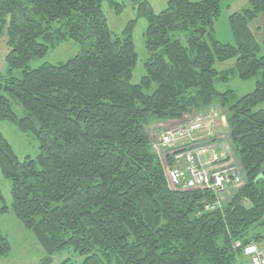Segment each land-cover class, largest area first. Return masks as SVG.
<instances>
[{"label": "trees", "instance_id": "obj_1", "mask_svg": "<svg viewBox=\"0 0 264 264\" xmlns=\"http://www.w3.org/2000/svg\"><path fill=\"white\" fill-rule=\"evenodd\" d=\"M104 2L122 8L114 0H0L9 70L24 69L21 78L0 72V119L35 133L41 149L20 160L0 131V169L12 183L15 215L42 245L44 264L66 249L85 264L244 263L234 244L264 243V109H254L264 101V53L249 26L264 0L231 15L235 45L214 35L222 0H168L160 13L140 2L150 52L140 84L131 82L137 20L125 38H114ZM67 40L81 50L66 63L29 68ZM232 58L233 67L215 68ZM236 76L257 78L253 92L217 90L216 79ZM152 81L158 87L147 94ZM213 103L224 109L246 184L223 210L206 211L209 191L169 188L148 128ZM10 249L0 233V257Z\"/></svg>", "mask_w": 264, "mask_h": 264}, {"label": "rangeland", "instance_id": "obj_2", "mask_svg": "<svg viewBox=\"0 0 264 264\" xmlns=\"http://www.w3.org/2000/svg\"><path fill=\"white\" fill-rule=\"evenodd\" d=\"M120 3L119 6L111 5L109 2H104L102 9L104 11L107 25L113 34V37L125 38V28L132 20H137L131 32L132 39L135 45L138 58L135 68L133 69L131 82L140 84L144 76L148 75L146 62L150 58V52L146 46V38L144 36L146 28L149 24L145 16H139V3L143 0H114ZM155 13H160L167 7L168 0H147ZM192 2H200L202 0H190ZM250 7V0H222L221 12L219 17L214 22V35L224 44H236L234 34L231 29L230 17L236 12H241ZM174 36L185 42V33L176 32ZM6 33L0 37V72L4 78L23 76V68H15L9 70V65L6 56L9 52ZM81 50L80 44L75 40H67L62 42L56 48H51L48 53L39 58L32 59L28 66L29 68H37L44 64H63L70 58L78 54ZM264 52V51H263ZM236 59H227L225 61H217L215 68L218 71H224L234 66ZM257 78L243 80L239 77H231L229 80L215 81V86L218 91L224 92L232 89L239 96L253 92L256 87ZM158 87L156 81L144 88V92L152 94ZM10 98L8 93L3 92ZM11 99V98H10ZM220 107V105H218ZM12 108L19 117L25 116V111L22 106L12 100ZM255 110L264 109V101L254 107ZM164 127L162 122H153L148 129L150 139L159 138L161 129ZM0 131L8 142L12 145L14 152L20 160L30 156L35 158L41 151L40 141L32 131H23L12 121L0 119ZM226 152L233 155L236 154L234 148L226 146ZM12 183L7 179L0 169V190L2 199H0V233L6 235L10 242V252L6 256L0 257V264H44L43 258L45 252L32 231L27 229L22 222L17 218L12 209L11 196ZM5 208V209H4ZM85 264L84 257L75 253L73 249H66L61 253L55 254L47 264Z\"/></svg>", "mask_w": 264, "mask_h": 264}, {"label": "built area", "instance_id": "obj_3", "mask_svg": "<svg viewBox=\"0 0 264 264\" xmlns=\"http://www.w3.org/2000/svg\"><path fill=\"white\" fill-rule=\"evenodd\" d=\"M231 139L223 111L209 106L172 123L153 141V149L174 190L209 191L214 200H204L206 211L223 209L245 184L238 158L226 152ZM245 262L264 264V243L235 244Z\"/></svg>", "mask_w": 264, "mask_h": 264}, {"label": "crops", "instance_id": "obj_4", "mask_svg": "<svg viewBox=\"0 0 264 264\" xmlns=\"http://www.w3.org/2000/svg\"><path fill=\"white\" fill-rule=\"evenodd\" d=\"M249 26L261 45L262 53H264V12L252 20Z\"/></svg>", "mask_w": 264, "mask_h": 264}, {"label": "water", "instance_id": "obj_5", "mask_svg": "<svg viewBox=\"0 0 264 264\" xmlns=\"http://www.w3.org/2000/svg\"><path fill=\"white\" fill-rule=\"evenodd\" d=\"M262 174L264 175V170H263V173Z\"/></svg>", "mask_w": 264, "mask_h": 264}]
</instances>
